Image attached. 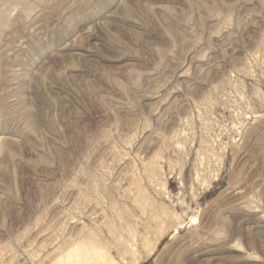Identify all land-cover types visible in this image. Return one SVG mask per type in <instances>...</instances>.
Listing matches in <instances>:
<instances>
[{"label": "rangeland", "instance_id": "374dc122", "mask_svg": "<svg viewBox=\"0 0 264 264\" xmlns=\"http://www.w3.org/2000/svg\"><path fill=\"white\" fill-rule=\"evenodd\" d=\"M0 264H264V0H0Z\"/></svg>", "mask_w": 264, "mask_h": 264}]
</instances>
